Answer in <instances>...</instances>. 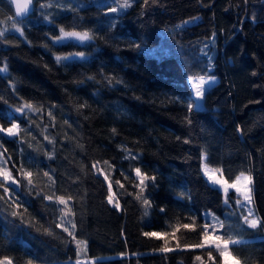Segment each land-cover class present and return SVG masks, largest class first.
<instances>
[{
	"label": "trees",
	"instance_id": "16d2710c",
	"mask_svg": "<svg viewBox=\"0 0 264 264\" xmlns=\"http://www.w3.org/2000/svg\"><path fill=\"white\" fill-rule=\"evenodd\" d=\"M49 2L52 7L40 8ZM33 3L20 25L23 36L11 21L0 24L8 29L0 38V65L8 69L0 73V114L13 111L15 122L28 130L19 137L0 133L5 158L11 156L8 167L22 180L12 186L20 216H11L12 208L0 201V260L75 264V244L55 226L64 206L43 198L55 193L72 197L74 215L68 219L76 224L77 238L88 242L85 264H200L196 256L211 264L207 248L183 247L199 241V229H181L178 248L170 227L193 217L203 224L210 211L248 241L234 247V254L246 264H264V224L241 231L234 192L226 206L222 191L201 170L206 153V163L221 168L225 178L250 171L255 211L264 221V0H131L118 13L88 0ZM9 16L13 6L0 0V21ZM59 26L90 31L94 39L56 44L51 37ZM76 52L84 58L55 59ZM188 73L218 79L205 92L204 106L192 111ZM24 102L42 110L22 116L15 108ZM0 124L10 122L0 115ZM21 165L34 173L31 189L19 177ZM135 167L155 177L145 190L151 207L136 199ZM109 182L119 193V210L108 203ZM165 240L172 250L158 251Z\"/></svg>",
	"mask_w": 264,
	"mask_h": 264
},
{
	"label": "snow or ice",
	"instance_id": "6c2138e0",
	"mask_svg": "<svg viewBox=\"0 0 264 264\" xmlns=\"http://www.w3.org/2000/svg\"><path fill=\"white\" fill-rule=\"evenodd\" d=\"M9 2L14 5V16L7 17L6 21H0V24L11 21V28L15 32L20 33V35L23 36L24 32L22 27L20 26L23 21L16 20L15 18L27 16V14L32 11V5L34 0H9ZM113 3L115 6L108 8V11L112 13L122 11L131 6V0H113ZM145 3H147V0H145ZM52 6L53 4L51 2L42 3L40 5V8L43 9ZM60 6L63 8V4H61ZM69 9L75 10L71 8V4H69ZM195 19L198 18H192V20ZM44 20L48 21L49 23L52 22L49 14L44 15ZM190 22L191 21H184L183 23L188 24ZM177 27L180 26L178 25ZM7 31L8 29H0V38L5 37ZM51 39L56 44H63L65 41H77L83 44L86 41H91L92 39H94V37L90 31H76L74 29L66 30L64 26H59V35L52 36ZM45 47H47V45H45ZM84 56L85 53L76 52L69 53L63 56L57 55L55 56V59L57 63H60L62 61H71L76 57L84 58ZM7 71L8 69L6 64L4 67H0V73H7ZM89 79H92V77H89ZM188 80L192 85V91L194 92V96L197 101V103H193L190 101L188 103V109L189 111H192L194 107L197 109L202 108V105L198 102L203 99L204 94L207 90L205 88V85L214 82L215 77H205L204 75L192 74L188 77ZM0 99H2V97H0ZM80 107H84V105H80ZM25 110H27L28 112L36 113L40 112L42 109L40 107L35 106L31 102H24L23 104L15 108V112L20 113L22 116L26 115ZM0 115L7 118L10 122L9 127H4L2 124H0V133L5 134L7 137H19L21 132L28 131L27 129H22L20 124L15 122L11 113L5 112ZM48 115L51 119L54 120L51 111L48 112ZM188 123H191V121L189 120ZM113 132H115V129H113ZM45 139L48 140L49 143H54V141L51 140L47 135H45ZM21 142L23 141L21 140ZM185 143H188V141L185 140ZM0 149H3L2 144H0ZM125 151L128 150L125 149ZM6 152L7 149H3L2 151H0V189L3 190L2 194H0V201H2L3 204H7L9 205V207L12 208L10 213L11 216L17 217L21 215V213L17 211V209H19L21 206V202L15 199L16 188H13L12 186L16 185L18 187L21 184L22 180L18 179L17 176H14L12 169L8 167V162L11 160V156L5 158ZM125 158L128 159L129 157ZM130 158L137 159L136 156H130ZM201 159V170L203 172V176L207 179V182L214 190L223 192L224 204L226 206H231L230 190L235 191V207L237 211H241V216L239 217L241 221L240 230H244V225L251 229H258L262 224H264V221L261 220V218L256 214V211L254 209V200L252 195L253 176L251 175L250 171L247 173L245 171H241L238 175L235 176L234 179H231L230 177L225 178L224 172L221 168H213L206 163V153H202ZM104 163L108 164L107 161H105ZM15 167L16 166L13 165V168ZM93 167L96 168L97 165L94 164ZM97 170L99 171V169ZM133 171L135 172V177L138 180V183H134L133 185L139 190L136 194V199L141 200L142 203L146 206V208L151 207L150 200L145 198V190L149 186L147 182L151 180L154 183L155 177H150L147 174L143 173L141 171V168L139 167H135ZM17 172L20 178H22L23 180H27V184L30 186L31 189V187L34 186V173L24 168L23 165H21V167L17 169ZM100 174L104 175L105 180H109V176L103 171H101ZM43 175L45 177H48L49 180L52 179L48 172H44ZM121 175H124L125 179H128V176L125 175V173L122 172ZM115 183L119 185L120 188L124 187V185L121 184L119 180H116ZM37 195H39V193H37ZM118 195L119 193L113 191L112 183L109 182L107 200L108 203L112 204L117 210H119L121 207L119 200L117 199ZM180 195L183 196L184 194L181 193ZM43 198L48 201H55L59 205L64 206V208L60 210V222L56 223L55 226L57 228H62V230L66 232L71 238L70 242L75 244L77 256L75 264H85V261L81 260V257L87 255L88 242L86 239L77 238L75 234L76 224L74 223V221L68 219L69 215H74L71 208L68 206V201L71 200L72 197L68 196L66 198L63 195H55V193H53L51 195L46 194ZM161 211H164V209H161ZM145 215H147V211H145ZM231 215H235V212L231 213ZM205 216L206 220L203 224H197L196 219L193 217L190 218V223H180L179 221H177L176 224L170 225V227L172 228L171 237L178 241L176 247H181V244L179 243L180 238L177 236V233L180 232L181 229L193 232L199 229V241L192 244H184V248H207V258L208 261L211 262V264H217V259H219V264H246L245 260H242L238 255L234 254L232 249L236 246L245 245L248 243V241L244 240L238 232L233 233L232 231H230L231 226L226 224L225 221L218 217L215 213L209 212L206 213ZM69 224L71 225V229L66 226ZM44 231L49 235L52 234L50 229L46 228L44 229ZM143 235L146 237L161 238L168 237L169 233L144 232ZM167 245L168 241L165 240V246L159 248L158 251H171L172 249ZM213 249L216 253H218V257L213 255ZM195 259L197 261H200V264H205L201 256H196ZM0 264H12V261L8 258H4L0 260ZM27 264H33V261L29 260ZM87 264H92V261H87Z\"/></svg>",
	"mask_w": 264,
	"mask_h": 264
},
{
	"label": "rangeland",
	"instance_id": "374dc122",
	"mask_svg": "<svg viewBox=\"0 0 264 264\" xmlns=\"http://www.w3.org/2000/svg\"><path fill=\"white\" fill-rule=\"evenodd\" d=\"M89 2H91V3H94V4H99V5H107V8H106V11H108V8L109 7H113V6H115L114 5V3H113V0H102L103 2L100 4L99 2H98V0H88ZM109 12V11H108ZM120 12V11H119ZM118 13V12H117ZM59 35V34H58ZM77 42V41H76ZM5 65H0V67H4ZM208 66H211V64H208ZM190 75H192V73H188V77L190 76ZM208 76H214L215 77V81L214 82H211L210 84H207V85H205V88L206 89H208L209 88V86H211L212 84H214L218 79H217V76L215 75V74H210V75H208ZM208 76H205V77H208ZM188 77H187V79H188ZM189 81V80H188ZM190 83V82H189ZM190 86H191V91H192V85H191V83H190ZM207 91V90H206ZM205 95V94H204ZM203 99H204V97H203ZM203 99L201 100V101H199L198 103L199 104H201L202 105V107L204 106V101H203ZM192 102L193 103H197V101H196V98H195V96H194V92L192 91ZM11 112H13V111H10L9 113H11ZM10 126V125H9ZM8 126V127H9ZM201 165H202V163H201ZM210 166V165H209ZM211 167V166H210ZM213 168H215V167H213ZM203 173V172H202ZM252 188H253V185H252ZM234 193H233V195H235V198H236V193H235V191L234 190H232ZM223 193V192H222ZM232 194H230V196H231ZM252 195H253V192H252ZM223 197H224V195H223ZM234 198V199H235ZM253 200H254V195H253ZM254 209H255V206H254ZM211 212V211H210ZM240 214V213H239Z\"/></svg>",
	"mask_w": 264,
	"mask_h": 264
},
{
	"label": "water",
	"instance_id": "95a60500",
	"mask_svg": "<svg viewBox=\"0 0 264 264\" xmlns=\"http://www.w3.org/2000/svg\"><path fill=\"white\" fill-rule=\"evenodd\" d=\"M11 4V3H10ZM12 5V4H11ZM13 6V12L15 13V8H14V5H12ZM33 8H34V3H33V5H32V11H33ZM32 11H30V13L29 14H27V16H25V17H16L18 20H24V18H26V17H28L29 15H31V12Z\"/></svg>",
	"mask_w": 264,
	"mask_h": 264
}]
</instances>
